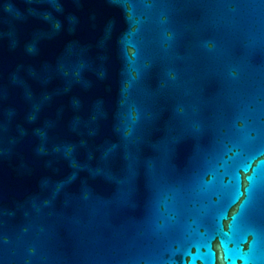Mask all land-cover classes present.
I'll use <instances>...</instances> for the list:
<instances>
[{
    "label": "water",
    "instance_id": "obj_1",
    "mask_svg": "<svg viewBox=\"0 0 264 264\" xmlns=\"http://www.w3.org/2000/svg\"><path fill=\"white\" fill-rule=\"evenodd\" d=\"M0 264H264V0H0Z\"/></svg>",
    "mask_w": 264,
    "mask_h": 264
}]
</instances>
